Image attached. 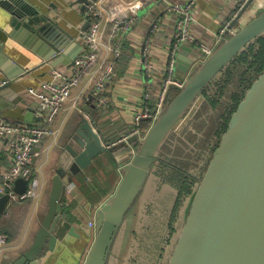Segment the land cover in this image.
Here are the masks:
<instances>
[{
    "label": "water",
    "instance_id": "water-1",
    "mask_svg": "<svg viewBox=\"0 0 264 264\" xmlns=\"http://www.w3.org/2000/svg\"><path fill=\"white\" fill-rule=\"evenodd\" d=\"M82 1L86 10L87 0ZM0 6L12 15L16 28L12 34L29 45H42V57L52 59V64L74 62L75 55L63 56L73 46L82 49V45L48 14L27 0H0ZM51 29L67 37L57 40L51 36ZM260 37H264V0H245L205 59H196L188 45L178 52L176 68L186 73L184 83L175 93L168 92L163 108L143 135L130 133L123 141L131 146L132 157L119 169L121 180L116 191L95 211L94 226L86 227L93 241L84 264H141L143 254H148L145 241L153 232L150 219L158 202L156 190L162 184L175 196L179 194L158 174L162 160H169L163 149L170 145L173 134L180 135L201 113V104L210 102L205 89L220 80L230 63ZM1 46L0 41V65L4 67ZM7 67L8 76H14ZM11 86L10 80L1 85L0 96L15 101ZM33 118V110H29L25 120L32 122ZM115 145L109 146L90 119L80 116L60 146L48 209L33 243L10 264H40L44 252L46 258L58 241L80 237L63 210L66 191L76 175ZM208 156L202 175L197 172L199 168L189 170L188 180L195 184L187 200L178 206L176 231L171 243L165 241L163 245L161 264H264V69L246 89L213 154ZM205 162L198 161V165ZM27 187L28 180L19 177L11 194L0 190V219L15 196Z\"/></svg>",
    "mask_w": 264,
    "mask_h": 264
},
{
    "label": "crops",
    "instance_id": "crops-1",
    "mask_svg": "<svg viewBox=\"0 0 264 264\" xmlns=\"http://www.w3.org/2000/svg\"><path fill=\"white\" fill-rule=\"evenodd\" d=\"M27 1L41 13L48 14L53 18L54 21L70 32L76 41L80 32L88 27H86L88 20L85 18V9L82 6H73L76 0ZM167 1L143 0L144 5L135 9L134 14L137 18L132 31L126 35L117 34L114 38V42L121 48L120 54L102 51L98 63L72 89L69 100L54 121V127L58 130L57 134L44 137L36 147L37 154L33 160V175L40 180V195L37 198H15L8 212L0 219V230L5 231L9 236L8 244L0 255V264L12 263L33 243L41 220L48 209V197L54 169L59 166L60 146L65 143L69 134L75 129L80 116L85 115L89 118L96 132L108 144L111 141L120 140L124 135L131 132L133 111L140 104L147 78L146 73L142 70V55L145 45L150 50L149 55L157 67L161 69L166 66L169 42L174 30V11L170 9ZM171 1L183 3L186 0ZM243 1L197 0L196 20L193 21L192 29L197 35L198 41L187 42L181 46V49L184 45H188L194 50L199 48L200 52V43L211 44L215 42L216 44L220 28L233 17ZM105 3H107L104 6L106 10V5L111 2L106 0ZM11 18V13L0 6L1 53L4 55L2 61L5 65H3L4 67L0 65V78H7L12 82L11 87L16 99L15 101H8L0 96V118L15 123L27 122L25 116L29 110H33L32 122H34L38 120V102L31 88H36L42 80L49 79L53 67L72 63L60 61L52 64V59L42 57L40 54V50H43L42 45H29L12 34L16 28L12 26ZM155 20L156 25L150 30ZM18 35L22 37V32ZM52 35L55 39L62 41L67 37L62 31L54 29H51ZM148 36L149 40L144 45ZM122 38L126 42L120 44ZM78 42L80 43V41ZM79 49L73 46L68 50V54L63 56L64 59L70 55H75L76 58L81 51ZM110 60L114 62L113 76L106 82L105 87L98 91L94 84V78L102 66ZM5 67H7V72L13 73L14 76L9 77L4 70ZM176 76L184 78L186 73L177 69ZM173 88L176 89L174 86ZM84 105H87V109L84 108ZM119 142V145H115L111 150L108 149L100 154L91 165L72 179L66 191L63 210L66 217L77 228L80 237L73 236L70 239L58 241L54 251L49 253L46 258V251L44 252L40 264H84L87 251L93 241V235L87 233L85 225L90 220H94L97 208L117 189L121 180L119 169L130 161L128 158L126 160L125 156L118 154L125 151L124 154L127 156L133 152L128 143ZM5 146V140L0 138V170L8 167L11 163L9 152ZM205 159L204 157L201 161H205ZM158 174H160V170ZM192 178L196 180V178ZM162 181L166 182L163 179ZM191 182L194 186L195 181ZM173 187L178 189L176 186ZM95 189L99 191L102 189V192L95 195ZM191 193L192 191L181 197V204L187 200ZM179 196L180 192L178 196H174L175 201ZM173 207H175L174 204ZM160 219L163 223L172 221L171 210L167 209L165 215ZM175 226V221L172 224V229L167 226L168 232L165 239L172 238L173 235L169 233H174Z\"/></svg>",
    "mask_w": 264,
    "mask_h": 264
},
{
    "label": "built area",
    "instance_id": "built-area-1",
    "mask_svg": "<svg viewBox=\"0 0 264 264\" xmlns=\"http://www.w3.org/2000/svg\"><path fill=\"white\" fill-rule=\"evenodd\" d=\"M105 1L87 0L85 18L89 21V25L77 37L82 49L74 62L70 65L53 67L49 79L42 80L36 88H31L38 102V120L31 123H15L0 118V138L5 140V147L9 152L11 161L8 167L0 170V190L11 194L17 178L23 177L28 180L26 191L16 195V199L37 198L40 195V180L33 175V160L37 154L36 147L44 137L57 134L58 130L54 127L55 119L69 100L72 89L98 63L102 51L120 54L121 48L114 42V38L117 34L126 35L132 31L137 18L134 14L135 9L144 5L143 0H108L111 3L106 5L105 10L104 6L107 4ZM196 1L186 0L183 3L167 1L170 9L174 11V30L169 42L165 67L159 69L152 61L149 55L150 50L145 45L149 36L145 39L142 70L146 73L147 78L140 104L133 111V127L130 133L143 135L163 108L170 88L173 86L179 88L183 85L185 77L176 76V58L183 44L198 41V37L192 29L193 21L196 20ZM83 4L84 1L76 0L73 6L83 7ZM231 19L220 28L218 41L228 28ZM156 20L152 23L150 30L156 25ZM214 45L215 42L211 44L200 43V52L199 48L194 50L195 58L205 59ZM106 63L94 78V84L98 91L105 87L106 82L114 73V62L110 60ZM7 81V78H0V86ZM144 121L148 122V126L143 124ZM130 133L124 135L119 141H125ZM113 144L115 143L112 142L108 145ZM88 224L93 227L94 220H90ZM8 241V234L0 230V255L6 248Z\"/></svg>",
    "mask_w": 264,
    "mask_h": 264
},
{
    "label": "flooded vegetation",
    "instance_id": "flooded-vegetation-1",
    "mask_svg": "<svg viewBox=\"0 0 264 264\" xmlns=\"http://www.w3.org/2000/svg\"><path fill=\"white\" fill-rule=\"evenodd\" d=\"M255 45L253 46L254 49H258V47L260 46L259 41L254 43ZM250 49V48H249ZM249 49H247L244 52H248ZM242 52L235 60H233L230 65L226 68V70L223 73V76L221 77L220 80L214 82V86L212 87L211 85H209L206 89H205V94L206 92L208 93L210 90H213L212 94H206L208 100L211 102V98L212 99H219L222 95H231L234 92L240 91V88H243L242 85V81H244V77H243V73L246 69L249 68V62H244L241 57L243 55ZM250 58V56H249ZM230 72L231 77L228 79L227 82H225L227 80V73ZM221 99V98H220ZM232 98H230V104L232 105ZM230 104L228 106V110L227 111H215L213 114L208 113V117L207 114L205 117H202L199 121H198V125L201 129H204V131L206 130V136L205 137V144H203L202 146L205 148V150H207L206 152H200V155H198L196 148L199 147L201 145L200 141H198V137L195 140V137L193 136V133L187 132L186 136L191 140L190 142H195V144H193V146L191 145V143H187L185 142V140H183L181 137L179 136H174L171 139V144L176 145V149L173 153V155L179 154L180 152H183V154H187L190 158V160H192L195 158H198L197 160L201 161L202 158H206L205 160L208 161L209 160V156L207 154V152L210 153V150L212 151V148L215 147L217 141H218V136L221 135L220 133V129L222 130V125L226 120V117L229 116L232 106L230 107ZM200 129V130H201ZM202 141V140H201ZM218 144V143H217ZM217 146V145H216ZM169 148L171 146H168ZM172 148V147H171ZM171 150V149H169ZM168 155V154H167ZM198 155V157H197ZM207 155V157H206ZM181 156V155H180ZM201 158V159H200ZM175 160V159H174ZM178 161H166V160H162L161 164H160V176L162 177V179L166 182H169L170 184H172L173 186H180L178 187L179 192H180V196L178 197L175 207L173 208V211L171 212V220L172 221H168V222H164L165 224H167V226L169 227V229H172V224L174 221H176L177 218V210H178V206H180L181 204V197L192 191V182L188 180L189 175L188 173L180 170L179 168L182 169H186L184 167H181L180 164L177 163ZM199 171H197L198 173H202V169L203 166H199ZM201 169V172H200ZM178 184V186H177ZM89 224H86L85 227H88ZM173 234V233H172ZM165 241H167L168 243L171 241V238H168L167 240L165 239ZM164 251V247H162L160 249V252L162 253Z\"/></svg>",
    "mask_w": 264,
    "mask_h": 264
},
{
    "label": "rangeland",
    "instance_id": "rangeland-1",
    "mask_svg": "<svg viewBox=\"0 0 264 264\" xmlns=\"http://www.w3.org/2000/svg\"><path fill=\"white\" fill-rule=\"evenodd\" d=\"M210 85L213 87L214 83L213 84L211 83ZM172 91H173V93H175L177 91V88L175 89V88L171 87L169 90V94ZM212 93H213V90H210L207 94H212ZM220 98L217 100V103L215 105H213L211 102L208 103V102L204 101L201 104V110H200L201 113L194 116L192 121L189 122L188 127L183 129L182 132L180 133V135H178V134L174 135L173 134L172 137L179 136L183 140H185V142L191 143L190 142L191 140L186 136V133L189 132V130H190V132L193 133V136L194 137L196 136L195 140L198 137L197 140L200 141V143H201V145L196 148L197 153L199 151L198 155H200L201 148L205 149L202 145L205 144V137H207V136H206V130L204 131V129H201L197 123L202 117H205L206 114L208 117L209 116L208 113L213 114L215 111H227L228 110V106L230 104V98H232L231 95H228V96L222 95ZM231 106L232 105L230 104V107ZM117 136H119V135H117ZM220 136H218V137L220 138ZM119 137H116V138H119ZM219 138H218V141H219ZM218 141H217V143H218ZM118 142H119V140L114 141V143H117V145H119ZM122 142H119V143H122ZM169 142H170V145L168 144V146H171L172 148L165 146V148L163 149L164 155L167 156V159H169V161L174 162L177 160L178 161L177 163L180 164L181 167L186 168L185 170L182 168H179V169L188 173V175H189V170L194 171L195 169L199 168L198 167V161L199 160H197L198 158L193 159V162H192V160H190V158L187 154H183L184 151L180 152L179 154L173 155L177 146L171 144V138L169 139ZM195 142L196 141H194L192 143L195 144ZM192 143H191V145L193 146ZM217 143H216V145H217ZM216 145H215V147H216ZM215 147L212 148V151L210 150L211 155L213 154ZM169 149H171V150H169ZM124 153H126V152L121 151L118 155L125 156L126 160L131 159L132 153L131 154L129 153L127 156ZM207 154L209 155V153H207ZM198 155H197V157H198ZM206 157H207V155H206ZM209 159H210V157H209ZM120 161H122V160H120ZM206 162L207 163L203 166L202 173H200V175H202L203 172L205 171V169H206L205 166L208 164L209 160ZM200 172H201V169H200ZM118 175H119V173H118ZM156 191L159 194L158 200H157L158 202L156 203V206L154 208L153 217L150 219V221H151L150 228H152L153 232H152V235L147 238V241H145L146 245L148 246V248L146 250L148 254H146V252H145V254H143L142 259H141V264H161L163 262V260L161 258L162 255H161L160 249L165 244V237H166V233L168 232V227H167V224L163 223L160 218L163 215H165V212L167 211V209H169V211L171 210V212H172L173 208H174L172 203L175 205V203L177 201V199L175 201V198H174V196H175L174 191L171 189H164L162 184L159 186V188ZM99 192H102V189H100V191L97 189L94 190L95 195H97ZM88 247H89V245H88Z\"/></svg>",
    "mask_w": 264,
    "mask_h": 264
},
{
    "label": "trees",
    "instance_id": "trees-1",
    "mask_svg": "<svg viewBox=\"0 0 264 264\" xmlns=\"http://www.w3.org/2000/svg\"><path fill=\"white\" fill-rule=\"evenodd\" d=\"M121 40V39H120ZM257 41H259V44L260 46L258 47V49H254V43H252L250 46H249V51L248 52H244L241 59L246 63V62H249L250 66L248 69H246L244 71V73L242 74L243 77H244V81H242V85H243V88H240V91H237V92H234L232 94V109H231V112L230 114L235 110L238 102L240 101V99L244 96V93L246 91V89L251 85V83L253 82V80L261 73V71L264 69V37H260L259 39H257ZM256 41V42H257ZM125 39L122 38V40L120 41V44H123L125 43ZM118 45V44H117ZM250 56V58H249ZM231 77V74L230 72L227 73V80L225 82L228 81V79ZM211 103L213 105H215L217 103V99H212L211 98ZM228 117H226V120L225 122L223 123L222 125V130L220 129V133H223L227 127V123H228V120L230 118V115ZM145 126H148V122L144 123ZM123 132H126V131H123ZM114 141H111L110 143H112ZM178 186V184H177ZM180 187V186H178ZM179 190V189H178ZM149 211L152 213L153 212V209L152 208H149ZM176 231V229H175ZM171 235H173L172 233H169ZM168 234V235H169ZM168 237V236H167ZM168 238H166L167 240ZM166 243V242H165ZM168 243V242H167ZM171 243V241L169 242ZM161 255L163 256V254L161 253Z\"/></svg>",
    "mask_w": 264,
    "mask_h": 264
}]
</instances>
